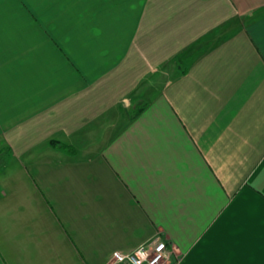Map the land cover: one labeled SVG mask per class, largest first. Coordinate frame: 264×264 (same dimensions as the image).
<instances>
[{"label": "crops", "instance_id": "obj_1", "mask_svg": "<svg viewBox=\"0 0 264 264\" xmlns=\"http://www.w3.org/2000/svg\"><path fill=\"white\" fill-rule=\"evenodd\" d=\"M0 155V264H264V0H0Z\"/></svg>", "mask_w": 264, "mask_h": 264}, {"label": "built area", "instance_id": "obj_2", "mask_svg": "<svg viewBox=\"0 0 264 264\" xmlns=\"http://www.w3.org/2000/svg\"><path fill=\"white\" fill-rule=\"evenodd\" d=\"M170 259L168 244L161 238H155L137 249L112 255L114 264H167Z\"/></svg>", "mask_w": 264, "mask_h": 264}, {"label": "rangeland", "instance_id": "obj_3", "mask_svg": "<svg viewBox=\"0 0 264 264\" xmlns=\"http://www.w3.org/2000/svg\"><path fill=\"white\" fill-rule=\"evenodd\" d=\"M1 160L3 161V156L2 155H0V162H1Z\"/></svg>", "mask_w": 264, "mask_h": 264}, {"label": "trees", "instance_id": "obj_4", "mask_svg": "<svg viewBox=\"0 0 264 264\" xmlns=\"http://www.w3.org/2000/svg\"><path fill=\"white\" fill-rule=\"evenodd\" d=\"M57 146L61 147L60 145L57 144ZM63 147V146H62Z\"/></svg>", "mask_w": 264, "mask_h": 264}]
</instances>
